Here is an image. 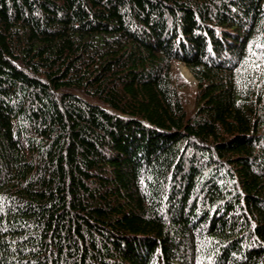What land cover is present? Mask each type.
Segmentation results:
<instances>
[{
  "label": "trees",
  "instance_id": "obj_1",
  "mask_svg": "<svg viewBox=\"0 0 264 264\" xmlns=\"http://www.w3.org/2000/svg\"><path fill=\"white\" fill-rule=\"evenodd\" d=\"M0 264H264V0H0Z\"/></svg>",
  "mask_w": 264,
  "mask_h": 264
},
{
  "label": "rangeland",
  "instance_id": "obj_2",
  "mask_svg": "<svg viewBox=\"0 0 264 264\" xmlns=\"http://www.w3.org/2000/svg\"><path fill=\"white\" fill-rule=\"evenodd\" d=\"M174 70L179 72L183 78H185L188 83L190 84L192 90H195L196 88V80L193 77L192 73L189 71V69L181 62H176L174 64ZM192 106L189 108V110H191Z\"/></svg>",
  "mask_w": 264,
  "mask_h": 264
}]
</instances>
